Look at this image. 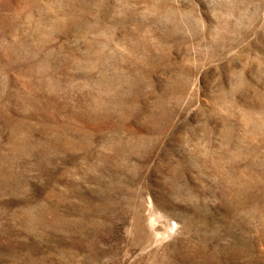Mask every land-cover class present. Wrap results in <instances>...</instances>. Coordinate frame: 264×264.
I'll use <instances>...</instances> for the list:
<instances>
[{"label":"rangeland","instance_id":"374dc122","mask_svg":"<svg viewBox=\"0 0 264 264\" xmlns=\"http://www.w3.org/2000/svg\"><path fill=\"white\" fill-rule=\"evenodd\" d=\"M0 264H264V0H0Z\"/></svg>","mask_w":264,"mask_h":264}]
</instances>
